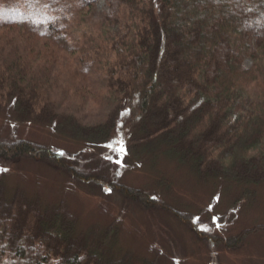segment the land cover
I'll return each instance as SVG.
<instances>
[{"label": "trees", "instance_id": "obj_1", "mask_svg": "<svg viewBox=\"0 0 264 264\" xmlns=\"http://www.w3.org/2000/svg\"><path fill=\"white\" fill-rule=\"evenodd\" d=\"M99 1L0 0V112L80 147L110 150L118 134L112 151L125 155L123 171L165 159L199 183L263 184L264 0H112L111 15L94 12ZM74 158L0 138L2 167L40 162L142 213L187 222L181 205L126 186L110 163L81 170ZM155 186L167 188L161 178ZM119 236L115 222L84 232L64 201L44 202L0 177V264H162L124 249Z\"/></svg>", "mask_w": 264, "mask_h": 264}, {"label": "rangeland", "instance_id": "obj_2", "mask_svg": "<svg viewBox=\"0 0 264 264\" xmlns=\"http://www.w3.org/2000/svg\"><path fill=\"white\" fill-rule=\"evenodd\" d=\"M115 9L114 1L101 0L96 3L94 12L111 15ZM93 106L87 103L82 108L95 110ZM0 138H22L47 144L67 156H75L74 162L81 170L86 169L87 164L104 170L103 165L110 163V170L114 172L111 175L118 181L126 186L145 188L163 199L168 207L180 211L181 205L182 211L188 214L187 222L179 224L161 211L142 213L116 194L101 188L84 189L40 162L20 161L0 166V177L11 187H23L28 194H37L44 202L61 200L67 203L84 232L115 222L120 227L119 241L124 249L157 258L162 264H264V230L250 232L244 240L240 239L235 249L224 247L226 239L233 240L246 230L264 226V183L234 185L233 188L219 179L199 183L187 170L177 169L173 162L165 159L155 164L145 161L133 165L134 169L123 171L116 165L123 164L125 155L112 151L119 146L121 137L118 134L111 142V151L83 143L80 147L78 142L55 135L49 127L40 128L16 120L7 108L0 112ZM80 150L83 155L77 157ZM160 178L167 187L165 192L155 190Z\"/></svg>", "mask_w": 264, "mask_h": 264}]
</instances>
